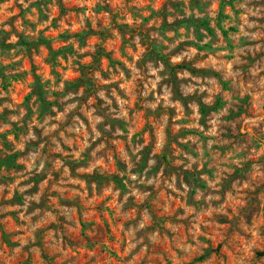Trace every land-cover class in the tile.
Here are the masks:
<instances>
[{
    "label": "rangeland",
    "instance_id": "rangeland-1",
    "mask_svg": "<svg viewBox=\"0 0 264 264\" xmlns=\"http://www.w3.org/2000/svg\"><path fill=\"white\" fill-rule=\"evenodd\" d=\"M263 251L264 0H0V264Z\"/></svg>",
    "mask_w": 264,
    "mask_h": 264
},
{
    "label": "trees",
    "instance_id": "trees-1",
    "mask_svg": "<svg viewBox=\"0 0 264 264\" xmlns=\"http://www.w3.org/2000/svg\"><path fill=\"white\" fill-rule=\"evenodd\" d=\"M178 67H181V66H178ZM184 68H186V69H190L189 66H184ZM190 70H191V69H190ZM182 98H184V97H182ZM199 104H200V107H201V111H202V113L206 114V113L208 112L209 108L206 107L202 102H199ZM222 104H223L222 100H221V99H218L217 102H216V104L213 105V106L211 107V109H217V108L221 107ZM260 254H261V255H264V251L261 252ZM206 256H207V253H204V254L200 255V256L197 258V260L202 261V260H204V259L206 258Z\"/></svg>",
    "mask_w": 264,
    "mask_h": 264
}]
</instances>
